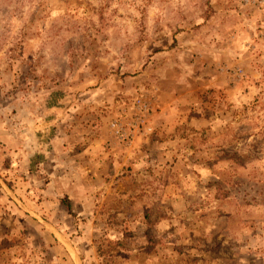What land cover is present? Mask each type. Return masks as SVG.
Listing matches in <instances>:
<instances>
[{
    "label": "rangeland",
    "instance_id": "rangeland-1",
    "mask_svg": "<svg viewBox=\"0 0 264 264\" xmlns=\"http://www.w3.org/2000/svg\"><path fill=\"white\" fill-rule=\"evenodd\" d=\"M0 264H264V0H0Z\"/></svg>",
    "mask_w": 264,
    "mask_h": 264
}]
</instances>
